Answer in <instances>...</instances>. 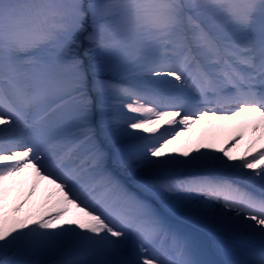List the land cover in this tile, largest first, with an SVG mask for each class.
Segmentation results:
<instances>
[{
  "label": "rangeland",
  "instance_id": "374dc122",
  "mask_svg": "<svg viewBox=\"0 0 264 264\" xmlns=\"http://www.w3.org/2000/svg\"><path fill=\"white\" fill-rule=\"evenodd\" d=\"M18 19L40 36L0 37V254L14 264L66 249L85 256L55 264H264V217L229 204L242 166L226 168L262 157L252 154L264 113L202 105L244 79L263 93L264 0H0V34ZM42 179L61 197L45 196L31 224L16 219L12 191L27 186L21 210Z\"/></svg>",
  "mask_w": 264,
  "mask_h": 264
},
{
  "label": "bare ground",
  "instance_id": "6f19581e",
  "mask_svg": "<svg viewBox=\"0 0 264 264\" xmlns=\"http://www.w3.org/2000/svg\"><path fill=\"white\" fill-rule=\"evenodd\" d=\"M241 112L244 114V116H254L264 113V108H261L257 105H244L241 108ZM210 113H203L202 116H206ZM262 117V116H261ZM257 118V117H256ZM190 119L184 118L182 121V125H188V121ZM263 121V120H262ZM262 123V122H261ZM168 128V127H167ZM259 148V146H258ZM259 152H256L252 154V156H257V154L261 155L262 157L260 159H253L252 162L248 163L246 160H241V157L237 160L231 159L226 163V168H229L233 165L242 166V168L236 170V172L233 174L235 175V179H230L233 186L236 184V187H232L229 191L230 200H232V203H238V204H248L251 207H255L257 209V214H261L263 212L264 214V171L262 173H257V170H264V146L262 148H259ZM26 152L20 151L19 155L24 156ZM217 178L224 177L223 174L217 175ZM3 177L0 176V180ZM220 181V180H219ZM216 181V184L219 182ZM57 184L50 182L47 179H42L40 181L39 186L37 187L36 194L31 196L30 199L23 204V207L21 210L16 211L17 207L22 204L24 200V194L27 193L28 189L27 186L21 184L16 189H14L11 193V205H10V213H14L16 215V219L18 220H27L29 224L32 223L36 218L41 216L42 213H44L47 208L49 207L48 202H44L45 196L49 195L53 201H56L61 197V193L57 190ZM254 189L256 194L249 196L248 190ZM208 201H213L214 199L209 197H204ZM35 202H38L37 208L32 210V206ZM243 205V206H244ZM242 206V207H243ZM244 208V207H243ZM250 210V207L248 208ZM254 212V211H253ZM253 218V217H252ZM254 236L255 233H252L249 231L248 237ZM257 240L264 241V228L263 230H259L257 235Z\"/></svg>",
  "mask_w": 264,
  "mask_h": 264
},
{
  "label": "trees",
  "instance_id": "16d2710c",
  "mask_svg": "<svg viewBox=\"0 0 264 264\" xmlns=\"http://www.w3.org/2000/svg\"><path fill=\"white\" fill-rule=\"evenodd\" d=\"M37 19V18H36ZM28 19H18V20H13L12 22V27H16L19 28L17 31H12V30H4V33L0 34V37L2 38H6L7 40L11 41L10 38L11 37H17V36H21V37H34L37 38L36 36H40L38 35V28L35 29L36 30V34L32 35H28L30 33V31H33L27 27H25L26 25H28L26 23ZM7 32V33H6ZM1 41V40H0ZM0 52H1V47H0ZM10 250L5 251L3 253L0 254V264H14V258L11 257ZM84 254H87V252H85ZM81 256H85L83 254H81V252H76V251H72V249H66V250H60L55 252L52 255V258H50L49 261H46V263L43 264H55V263H59V262H74V261H79V259L81 258ZM57 261V262H56ZM35 264H37L35 262Z\"/></svg>",
  "mask_w": 264,
  "mask_h": 264
}]
</instances>
